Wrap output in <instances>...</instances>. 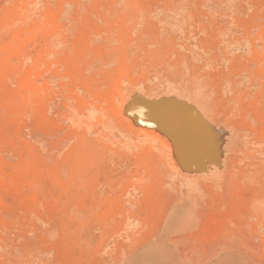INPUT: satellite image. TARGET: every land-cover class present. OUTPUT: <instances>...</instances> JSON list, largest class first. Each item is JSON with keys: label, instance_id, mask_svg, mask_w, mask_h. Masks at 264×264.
<instances>
[{"label": "rangeland", "instance_id": "rangeland-1", "mask_svg": "<svg viewBox=\"0 0 264 264\" xmlns=\"http://www.w3.org/2000/svg\"><path fill=\"white\" fill-rule=\"evenodd\" d=\"M0 264H264V0H0Z\"/></svg>", "mask_w": 264, "mask_h": 264}]
</instances>
